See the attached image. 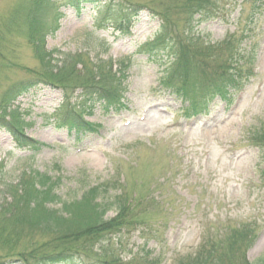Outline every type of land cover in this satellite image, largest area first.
I'll list each match as a JSON object with an SVG mask.
<instances>
[{
	"label": "rangeland",
	"instance_id": "obj_1",
	"mask_svg": "<svg viewBox=\"0 0 264 264\" xmlns=\"http://www.w3.org/2000/svg\"><path fill=\"white\" fill-rule=\"evenodd\" d=\"M122 1L144 7L126 38L110 29L95 30L96 14L105 11L102 3L95 8L85 5L87 9L77 15L61 8L60 0H0V119L19 116L25 134L50 147L29 156L14 150L11 135L0 129V204H4L0 209V258L29 250L34 240H48L40 230L29 234V226L18 222L13 206L6 208L5 201H10L7 185L15 184L28 169L56 177L54 166L59 165L64 179L56 193L61 201L79 199L89 188L115 182L100 199L112 202L125 195L123 213L135 205L137 211L139 207L147 210L152 198L161 208L148 215V232L137 223L128 231L106 236L112 246H120L123 262L140 253L145 243L152 255L161 248L171 258H183L204 240L221 241L233 229L245 226L257 235L247 259L258 264L264 257V181L260 176L264 159L249 139L264 127V9L251 37V46H259L255 77L243 95L231 104L216 100L205 114L186 119L180 101L159 86V63L137 54L159 32L160 21L148 8L160 14L169 12L174 21L179 19L174 9L177 0ZM242 1L223 0L209 18L196 17L194 33L202 41L217 44L238 35L243 27L248 29L252 4ZM34 29L47 33L44 51L52 55L46 59L41 60L28 43ZM248 42L242 44L243 49H248ZM126 57L133 58V65L124 107L106 114L96 107L85 121L101 127L84 134L78 144H74L73 133L56 124L55 112L63 96L59 89L31 91L8 108L2 103L3 97L9 100L6 93L22 81L46 78L68 90L80 88L97 59L114 63ZM79 94L74 92L72 103L78 102ZM113 216L115 209L110 207L106 217ZM241 254L219 256L216 261L243 264ZM138 258L144 263L150 259L142 253L132 263Z\"/></svg>",
	"mask_w": 264,
	"mask_h": 264
},
{
	"label": "trees",
	"instance_id": "obj_2",
	"mask_svg": "<svg viewBox=\"0 0 264 264\" xmlns=\"http://www.w3.org/2000/svg\"><path fill=\"white\" fill-rule=\"evenodd\" d=\"M74 5L76 0H64ZM87 1V0H83ZM220 0H177L174 7L178 11L179 19L172 20L168 13L163 10V21L165 29L173 26L182 28L181 34L174 31L175 36L166 32L147 46L148 52L152 55L153 46L162 43V48L158 51L169 52L173 57L170 67L166 71L164 83L178 97L183 98L196 108L202 110L210 99L223 96L226 88L236 87L242 79V61L245 57L240 51V41L228 38L222 43L210 44L202 41L192 32L194 17L207 16L216 7ZM78 7V4L76 3ZM174 6V5H173ZM128 23V22H127ZM121 29L122 22L116 24ZM121 31V30H119ZM28 43L33 52L42 60L52 55L45 52V39L47 33L34 29L30 32ZM75 57H79L78 55ZM74 57V58H75ZM70 63L71 59L66 61ZM68 63V64H69ZM80 63L77 62L76 66ZM129 62L121 61L117 64V70H112V63L105 64L101 60H96L92 73L84 78L83 90L85 100L82 106L90 109L94 101L111 100L114 101L121 92L126 81V73ZM39 81L49 85H56L46 78H38ZM32 88V82H22L18 88L8 91L6 95L9 100L3 97L2 103L7 106L17 96ZM71 113V111H68ZM5 129L12 134L16 147L19 149H34V146L27 141L17 127ZM257 143L264 145V130L256 133L254 138ZM55 183L47 176L38 175L36 172L23 171L15 184H8L6 187L9 202L6 208L13 206L19 223L29 226V234L36 230L47 233L48 240L40 243L34 240L29 250L11 252L5 254V258L18 257L23 264H121L122 259L117 253L116 246L112 247L106 239L108 234H115L120 230H129L133 227L132 221H136L142 214L141 208L137 211V206L129 207L128 212H124L125 199L117 198L112 203H104L99 200L100 189L92 188L86 191L79 199L68 202H61L54 193ZM61 202L60 209L52 208V204ZM124 202V203H123ZM114 205V206H113ZM4 206L0 204V209ZM110 206L115 208V217L105 218ZM251 230H235L229 236L218 241L215 247L220 251L217 257H225L242 252L243 264L245 251L252 245L253 237ZM48 246V249H43ZM3 258V256H2ZM134 258H132L133 260ZM2 264V263H1ZM176 264H218L213 256V252L207 254L203 252L188 260H177ZM258 264H264V258Z\"/></svg>",
	"mask_w": 264,
	"mask_h": 264
}]
</instances>
